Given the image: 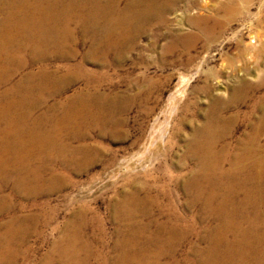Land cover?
<instances>
[{"label": "rangeland", "instance_id": "rangeland-1", "mask_svg": "<svg viewBox=\"0 0 264 264\" xmlns=\"http://www.w3.org/2000/svg\"><path fill=\"white\" fill-rule=\"evenodd\" d=\"M127 1L121 0L120 6ZM165 16L166 22L146 24L139 35L129 37L128 44L102 48V29L94 26L83 35L80 16L72 15V57L63 43L52 45L45 56H28L14 80L39 69L49 76L54 71L69 74L80 64L85 69L72 82L43 92L32 114L42 117L43 127L53 125L68 103L78 108L83 102L88 112L107 121L105 125L83 123L72 139L65 135L77 149L74 158L44 159L39 186L30 195L16 188L13 168L4 175L5 180L0 177V238L12 219L21 220V225L24 221L36 223L29 235L20 236L23 240L0 239V264H63L61 254L53 248L70 223L72 227L82 225L79 239L93 241L94 252L102 249L111 259L117 257L121 249L119 238L113 236L114 212L127 196H137L151 212L137 217L138 224L149 229L159 222L158 205L172 206L191 217L201 212L205 233L210 226H219L215 217H204L200 201L191 206V189H197L192 182L200 181L199 160L187 146L194 129L220 113L233 118L227 129L231 131L217 145L221 148L227 143L226 156L230 155L237 140L264 114V0H176ZM104 51L106 57L97 59L96 52ZM47 80L53 81L51 77ZM39 81L23 80L30 85ZM83 148L89 162H81ZM225 167L230 168L228 161ZM100 224L104 244L98 242ZM233 224L247 228L238 219ZM190 227L198 229L197 224ZM205 233L186 241L205 248ZM241 238L240 233L227 232L229 242L238 243ZM135 241H139L137 248L149 249L147 261L203 264L200 254L188 252L184 242L166 254L157 251L156 239L143 236ZM185 257L191 258L187 262ZM89 258L90 264L96 261ZM70 264H76L74 258Z\"/></svg>", "mask_w": 264, "mask_h": 264}, {"label": "bare ground", "instance_id": "bare-ground-1", "mask_svg": "<svg viewBox=\"0 0 264 264\" xmlns=\"http://www.w3.org/2000/svg\"><path fill=\"white\" fill-rule=\"evenodd\" d=\"M175 2L176 0H128L124 6H120L121 0H0L2 180H5L4 175L9 172V168H13L17 175L16 188L24 195H30L39 186V179L45 168L42 162L44 159L65 156L67 159L74 158L77 149L72 147L65 135H70L72 139L83 123L105 125L107 121V118L100 119L98 113L88 112L87 104L83 102L79 103L78 108L73 103H68L63 113L55 117L53 125L43 127L42 117L32 116L43 92L47 89H58L62 83L72 82L73 78L84 74L85 69L80 64L70 70L71 73L62 76L58 71H54L55 74L49 72L52 74L49 76L48 72L39 69L29 72L21 80H14L25 66L28 56H45L52 45L63 43V47L68 49V55L72 57L75 53L74 31L70 27L72 15L80 16L83 35L93 31L92 27L96 26L102 29V48L118 47L128 44L129 37L139 35L146 24L166 22L165 14ZM174 11L177 14L175 9ZM82 14H86L83 19ZM59 27L66 34L61 36ZM103 57H106L105 51L98 55L96 52L97 59L101 60ZM46 76L53 81L48 83ZM25 79L40 81L30 85L23 82ZM232 122L233 118H225L220 113L211 115L202 126L194 129L187 146V150L189 148L188 151L199 160L197 173L200 181H191L197 188L191 189V206L200 201L201 205L198 206L201 207L200 210H205L204 217H215L219 222L218 227L210 226L205 233L201 229L206 226L204 223L202 225L201 212L194 213L191 217L172 206L158 205L159 222L149 229L150 226L146 224H138L137 217L141 214L150 216L151 212L143 206L142 201H138L137 196H127L116 206L114 212L117 221L113 236L119 238L117 246L121 249L117 257L113 256L111 259L102 249L99 250L106 258L100 252H94L93 241L85 240V243L79 239L82 225L72 227L73 224L70 223L67 233L54 244L53 250L56 249L61 254L59 261L70 264L74 258L76 264H90L89 257L92 256L97 264H157L145 259L149 249L144 250V246L136 247L139 241L135 239L147 236L156 239L159 242L157 251L161 250L166 254H172L184 242L188 252L193 255L197 252L200 254L203 264H264V209L260 210L264 204V114L245 133L243 139L237 140L235 151L226 156L229 154L228 144L223 143L221 148H218V144L231 131V128L227 129ZM81 153V162H89L84 148ZM34 160L37 161L36 165L32 164ZM226 161L230 168L225 167ZM143 201H147V198H143ZM153 203L150 204L151 207ZM235 219L246 223L247 228H238V225L233 224ZM20 221L12 219L8 222L0 239L23 240L36 226V223L31 225L26 221L21 225ZM121 222L130 226H120ZM131 223L136 225L132 226ZM196 224L198 229L194 231L190 226L196 227ZM100 225L98 242L104 244V231L102 224ZM71 228L74 229L72 233L69 232ZM228 231L240 233V242H229ZM201 232L202 235L206 234L203 238L207 244L205 248L196 247L195 243L186 241L187 238L199 237ZM190 258L183 259L187 261Z\"/></svg>", "mask_w": 264, "mask_h": 264}]
</instances>
